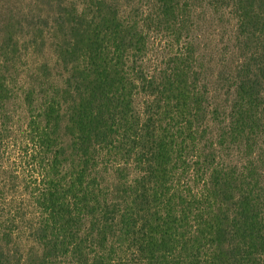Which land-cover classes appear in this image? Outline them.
<instances>
[{
	"label": "trees",
	"instance_id": "obj_1",
	"mask_svg": "<svg viewBox=\"0 0 264 264\" xmlns=\"http://www.w3.org/2000/svg\"><path fill=\"white\" fill-rule=\"evenodd\" d=\"M33 5L30 75L0 26L31 163L0 164V264H264V0Z\"/></svg>",
	"mask_w": 264,
	"mask_h": 264
},
{
	"label": "rangeland",
	"instance_id": "obj_2",
	"mask_svg": "<svg viewBox=\"0 0 264 264\" xmlns=\"http://www.w3.org/2000/svg\"><path fill=\"white\" fill-rule=\"evenodd\" d=\"M33 0H0V26H4L6 23L14 25V31L18 32V35L26 44L29 45L25 50L22 47L21 58L19 63L23 65V75L31 74V46H30V23H31V10L34 9ZM37 9V8H36ZM213 17H207L200 21L196 27L195 34L199 35V43L201 47L212 46L210 40V33L217 34L214 44L217 46V52H213L214 64L220 66L221 51L223 45L219 42V36L221 32H225V26L220 20L212 19ZM1 33V32H0ZM209 37V38H208ZM21 44H23L21 42ZM209 44V46H207ZM211 53V52H210ZM209 58V53H206V61ZM216 96V94L214 93ZM220 98L222 94L217 95ZM25 108L20 98H15L10 104V110L6 126L9 127V135L6 132V138L1 146L0 164H2L8 172H15L19 175H23L25 178L31 177V163L26 154V150L29 149L25 143V129L28 117ZM30 246V242L23 240L21 247L27 250Z\"/></svg>",
	"mask_w": 264,
	"mask_h": 264
}]
</instances>
